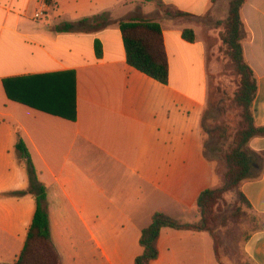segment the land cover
I'll use <instances>...</instances> for the list:
<instances>
[{
    "label": "crops",
    "instance_id": "obj_1",
    "mask_svg": "<svg viewBox=\"0 0 264 264\" xmlns=\"http://www.w3.org/2000/svg\"><path fill=\"white\" fill-rule=\"evenodd\" d=\"M127 1L148 2L49 0L45 8V0H0V264L18 260L36 210L27 163L15 148L18 133L47 188L62 264H135L142 231L156 212L196 222L199 196L216 185L215 167L204 155L208 42L193 25L156 17L169 84L150 78L128 64L118 22L135 13L151 18L155 9L137 13ZM159 1L202 17L224 0ZM41 10L45 16L34 19ZM103 13L116 21L104 30H57ZM241 17L244 55L258 85L254 120L264 127V0H246ZM185 29L194 31L195 42L183 39ZM15 79L22 80L14 81L15 95L31 103L66 102V114L76 119L9 99L4 81ZM250 147L263 153L264 136ZM241 191L264 218V168ZM157 247L151 264H220L208 232L163 228ZM245 250L254 264H264V228Z\"/></svg>",
    "mask_w": 264,
    "mask_h": 264
},
{
    "label": "trees",
    "instance_id": "obj_2",
    "mask_svg": "<svg viewBox=\"0 0 264 264\" xmlns=\"http://www.w3.org/2000/svg\"><path fill=\"white\" fill-rule=\"evenodd\" d=\"M147 1L150 2L152 0ZM245 1L246 0H231L227 20V32L224 36V43L229 48V54L235 71L240 77V89L235 101L243 108L247 121V126L241 132L237 146L225 157L228 169L225 185L221 189H208L199 196L197 205L202 218L198 224L181 223L164 213L156 212L152 217L151 224L142 231L140 245L143 252L137 257L135 264H151L152 261L158 258L157 245L160 232L163 228L211 233L210 229L207 227L208 217L221 198L220 196L228 190L238 187L242 201L253 210L251 204L241 191V185L245 181L258 179L262 175L264 161L262 164L258 163V159H260L262 154L253 151L250 147V142L256 137L264 136V127H259L255 124L254 102L258 91V85L255 73L246 61L243 49L245 29L241 17V10ZM159 4L163 9L164 15L173 20L205 19L204 16L198 17L191 15L176 7L166 5L163 2ZM115 22L116 21L112 19L109 13H103L78 22L64 23L63 26L58 27L57 30L61 32H97L106 29ZM118 23L123 35L128 64L150 78L164 85H168L169 59L161 24L156 20L133 18L123 19ZM182 35L183 39L190 43L196 40L195 33L192 29H185ZM95 50L97 57L101 58L102 45L99 41L95 44ZM14 81L20 82L22 80L15 79L4 81L5 90L9 99L18 100L19 102L28 104L50 114L72 118V120L76 119V116L73 115L71 117L66 114L63 108L66 102H56V100L50 101L47 99L42 103H31L26 97L15 95ZM17 136L18 140L15 148L20 158L24 159L27 163L30 181L29 192L35 197L36 210L28 230L23 250L18 260L13 264H62L61 257L51 236L47 188L39 179L24 139L19 133ZM204 155L206 159L212 163V159L206 155L205 150ZM23 194H26V192H14V196ZM262 219L264 221L263 217ZM216 257L218 259L217 253Z\"/></svg>",
    "mask_w": 264,
    "mask_h": 264
},
{
    "label": "rangeland",
    "instance_id": "obj_3",
    "mask_svg": "<svg viewBox=\"0 0 264 264\" xmlns=\"http://www.w3.org/2000/svg\"><path fill=\"white\" fill-rule=\"evenodd\" d=\"M159 0L152 2L127 1L134 7L135 12L142 13L146 6L155 9L154 19L138 16L133 19H150L163 15V9ZM231 0L220 1L218 7L199 19H177L175 23L193 25L197 28L199 36L208 42L209 83L211 94L204 118V150L212 159L215 167L216 185L213 189H221L225 185L227 165L225 157L238 144L240 134L247 126L244 110L235 98L240 89V77L236 73L229 54V48L224 43L227 32V20ZM216 5V3H215ZM129 18V17H127ZM258 163L264 161V153H261ZM208 217V229H210L214 241L215 250L220 264H254L247 255L245 246L248 239L264 226L260 215L250 209L241 198L239 188H233L224 192ZM198 220L201 214L198 210Z\"/></svg>",
    "mask_w": 264,
    "mask_h": 264
},
{
    "label": "built area",
    "instance_id": "obj_4",
    "mask_svg": "<svg viewBox=\"0 0 264 264\" xmlns=\"http://www.w3.org/2000/svg\"><path fill=\"white\" fill-rule=\"evenodd\" d=\"M48 1H49V0H45V3H44V5H43L45 8H47V6H48V4H47ZM44 16H45L44 10H41V11H39V12H37V13L35 14L34 19H41V18H43Z\"/></svg>",
    "mask_w": 264,
    "mask_h": 264
}]
</instances>
